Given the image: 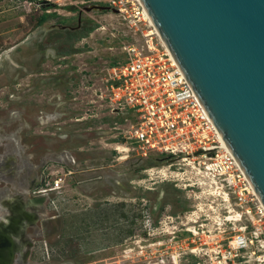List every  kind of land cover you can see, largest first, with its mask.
<instances>
[{
    "label": "rangeland",
    "instance_id": "1",
    "mask_svg": "<svg viewBox=\"0 0 264 264\" xmlns=\"http://www.w3.org/2000/svg\"><path fill=\"white\" fill-rule=\"evenodd\" d=\"M82 2L0 0V224L31 214L11 264H264V237L226 258L248 223L220 186L126 138L100 90L143 39Z\"/></svg>",
    "mask_w": 264,
    "mask_h": 264
},
{
    "label": "built area",
    "instance_id": "2",
    "mask_svg": "<svg viewBox=\"0 0 264 264\" xmlns=\"http://www.w3.org/2000/svg\"><path fill=\"white\" fill-rule=\"evenodd\" d=\"M51 4L54 0H40ZM118 11L143 42L123 45L125 58L108 70L102 98L113 111L134 116L128 138L144 157L152 153L183 156L203 170L229 196V205L248 225L226 252L232 260L249 243H263L264 204L211 118L182 68L156 33L142 0H84ZM145 51L147 54H145ZM55 188H61L60 180ZM252 226L253 231H246ZM263 246V244H261Z\"/></svg>",
    "mask_w": 264,
    "mask_h": 264
},
{
    "label": "water",
    "instance_id": "3",
    "mask_svg": "<svg viewBox=\"0 0 264 264\" xmlns=\"http://www.w3.org/2000/svg\"><path fill=\"white\" fill-rule=\"evenodd\" d=\"M142 1L264 204V0Z\"/></svg>",
    "mask_w": 264,
    "mask_h": 264
},
{
    "label": "bare ground",
    "instance_id": "4",
    "mask_svg": "<svg viewBox=\"0 0 264 264\" xmlns=\"http://www.w3.org/2000/svg\"><path fill=\"white\" fill-rule=\"evenodd\" d=\"M151 21H152V24L156 28V33L159 35V37L163 41L164 45L167 47L169 53H171V55L173 57H175L174 54L172 53V51L170 50V48L168 47V45L163 40V38H162V36H161V34H160L155 22L153 20H151ZM223 141L228 146V143L226 142V140L224 138H223ZM194 169L198 171V174H200V177H201V174H203L202 170H200L198 167H194ZM213 184H214L213 181H208L205 178L201 179V185H203V186H209V188H210V187H212L211 185H213ZM214 190H216V189H214ZM255 191H256V189H255ZM214 193H216L217 195H220L222 197L223 201L226 202L227 204H229V196H228L227 193H219V192H216V191ZM14 212H15L14 217L6 219L4 221V223L0 224V261H1L2 257L4 259L3 262L0 263V264H10L12 256H13L14 243L16 242V238H15L14 234L26 222H29V220L31 219V214H29L26 211H24L21 207L19 208L18 206H16L14 208ZM231 213H232V211H231ZM233 217L234 216H231L230 218H233Z\"/></svg>",
    "mask_w": 264,
    "mask_h": 264
},
{
    "label": "trees",
    "instance_id": "5",
    "mask_svg": "<svg viewBox=\"0 0 264 264\" xmlns=\"http://www.w3.org/2000/svg\"><path fill=\"white\" fill-rule=\"evenodd\" d=\"M50 6H53V4H49ZM76 12V11H73ZM47 19V17L42 18V21H45Z\"/></svg>",
    "mask_w": 264,
    "mask_h": 264
},
{
    "label": "flooded vegetation",
    "instance_id": "6",
    "mask_svg": "<svg viewBox=\"0 0 264 264\" xmlns=\"http://www.w3.org/2000/svg\"><path fill=\"white\" fill-rule=\"evenodd\" d=\"M91 5H89L88 7H90ZM77 13V12H76Z\"/></svg>",
    "mask_w": 264,
    "mask_h": 264
}]
</instances>
